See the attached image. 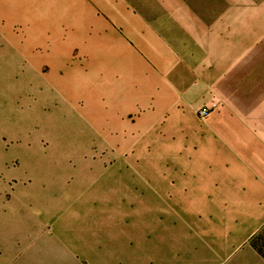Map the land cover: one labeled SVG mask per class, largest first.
I'll use <instances>...</instances> for the list:
<instances>
[{
    "label": "rangeland",
    "instance_id": "obj_1",
    "mask_svg": "<svg viewBox=\"0 0 264 264\" xmlns=\"http://www.w3.org/2000/svg\"><path fill=\"white\" fill-rule=\"evenodd\" d=\"M203 55L218 93L264 88V0H0V264H101L128 234L165 233L163 215L133 217L132 163L180 136L170 119L207 107L125 112L105 128L68 93L161 91L171 57Z\"/></svg>",
    "mask_w": 264,
    "mask_h": 264
},
{
    "label": "crops",
    "instance_id": "obj_2",
    "mask_svg": "<svg viewBox=\"0 0 264 264\" xmlns=\"http://www.w3.org/2000/svg\"><path fill=\"white\" fill-rule=\"evenodd\" d=\"M176 32L182 34L180 27ZM162 39L157 33L160 48L165 47ZM130 52L133 59L143 60L135 50ZM188 58L171 57V67L165 58L161 91H155L156 83L144 94L118 88L68 93L85 97L86 117L105 128L121 126L125 112L194 113L207 107L202 118L170 119L181 129L180 136L157 137L163 142L156 138L154 144L164 143L165 151L152 147L132 163L139 184L133 217L148 215L156 221L163 215L165 233L128 234L118 258H103L101 264H223L239 250L241 257L232 264H264L252 242L264 227V88L218 93L212 81L220 73L213 57ZM161 239L164 250L157 247Z\"/></svg>",
    "mask_w": 264,
    "mask_h": 264
},
{
    "label": "trees",
    "instance_id": "obj_3",
    "mask_svg": "<svg viewBox=\"0 0 264 264\" xmlns=\"http://www.w3.org/2000/svg\"><path fill=\"white\" fill-rule=\"evenodd\" d=\"M252 242L258 252L264 257V228L262 232L253 238Z\"/></svg>",
    "mask_w": 264,
    "mask_h": 264
},
{
    "label": "built area",
    "instance_id": "obj_4",
    "mask_svg": "<svg viewBox=\"0 0 264 264\" xmlns=\"http://www.w3.org/2000/svg\"><path fill=\"white\" fill-rule=\"evenodd\" d=\"M201 113H202V114L207 113V109H203V110L201 111Z\"/></svg>",
    "mask_w": 264,
    "mask_h": 264
}]
</instances>
